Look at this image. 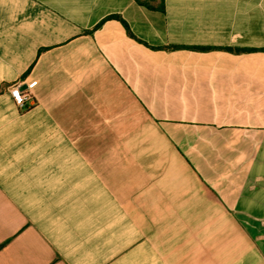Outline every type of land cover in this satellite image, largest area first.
I'll list each match as a JSON object with an SVG mask.
<instances>
[{
	"label": "crops",
	"instance_id": "1",
	"mask_svg": "<svg viewBox=\"0 0 264 264\" xmlns=\"http://www.w3.org/2000/svg\"><path fill=\"white\" fill-rule=\"evenodd\" d=\"M0 264H264V0H0Z\"/></svg>",
	"mask_w": 264,
	"mask_h": 264
},
{
	"label": "built area",
	"instance_id": "2",
	"mask_svg": "<svg viewBox=\"0 0 264 264\" xmlns=\"http://www.w3.org/2000/svg\"><path fill=\"white\" fill-rule=\"evenodd\" d=\"M23 86H25L23 88ZM8 92L12 98L13 103L18 108L24 109L32 103V92L28 89L26 84L21 82L8 85Z\"/></svg>",
	"mask_w": 264,
	"mask_h": 264
},
{
	"label": "trees",
	"instance_id": "3",
	"mask_svg": "<svg viewBox=\"0 0 264 264\" xmlns=\"http://www.w3.org/2000/svg\"><path fill=\"white\" fill-rule=\"evenodd\" d=\"M138 1H139V0H138ZM107 17H108V16H107ZM110 18L118 19V20H120L125 26H127L126 23H125L121 18H119L118 16H109L108 19H110Z\"/></svg>",
	"mask_w": 264,
	"mask_h": 264
},
{
	"label": "water",
	"instance_id": "4",
	"mask_svg": "<svg viewBox=\"0 0 264 264\" xmlns=\"http://www.w3.org/2000/svg\"><path fill=\"white\" fill-rule=\"evenodd\" d=\"M25 86H23V88H24Z\"/></svg>",
	"mask_w": 264,
	"mask_h": 264
}]
</instances>
